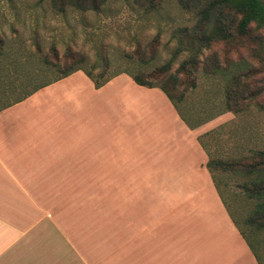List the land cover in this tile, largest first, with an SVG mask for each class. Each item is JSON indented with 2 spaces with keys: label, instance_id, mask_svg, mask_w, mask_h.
Instances as JSON below:
<instances>
[{
  "label": "crops",
  "instance_id": "obj_1",
  "mask_svg": "<svg viewBox=\"0 0 264 264\" xmlns=\"http://www.w3.org/2000/svg\"><path fill=\"white\" fill-rule=\"evenodd\" d=\"M194 133L124 74L0 107V264H257Z\"/></svg>",
  "mask_w": 264,
  "mask_h": 264
},
{
  "label": "rangeland",
  "instance_id": "obj_2",
  "mask_svg": "<svg viewBox=\"0 0 264 264\" xmlns=\"http://www.w3.org/2000/svg\"><path fill=\"white\" fill-rule=\"evenodd\" d=\"M217 2L198 0L187 10L177 0H107L98 12L67 10L59 14L51 0H0V107L53 82L69 67L71 53L83 56L82 67L94 76L126 72L146 81L176 77L178 93H184L180 107L187 118L199 123L194 135L203 137L210 157L227 162L263 149L264 113L255 105L264 102V27L253 23L245 36L212 43L201 50L195 73L179 71L188 56L182 51L184 34L198 26L202 17L210 14L209 27L219 16L229 26L239 21L227 5L219 12L213 10ZM211 69L239 75L240 85L234 90L238 95L244 91L237 98L240 112L226 111L223 76ZM215 175L242 228L241 214L248 209L240 200V177L219 171ZM261 238L257 235L256 240Z\"/></svg>",
  "mask_w": 264,
  "mask_h": 264
},
{
  "label": "trees",
  "instance_id": "obj_3",
  "mask_svg": "<svg viewBox=\"0 0 264 264\" xmlns=\"http://www.w3.org/2000/svg\"><path fill=\"white\" fill-rule=\"evenodd\" d=\"M177 1L183 4V7L187 10L191 4L196 6L195 3L198 2V0H188L187 2L189 3L184 4L185 0ZM106 2L107 0H51V6L55 12L59 14H64L67 10L76 12H98ZM224 5L229 6L234 13L240 17L239 21L233 22L232 26H229L227 24L228 21L226 22L225 18L219 16L216 18L213 26L209 27V25H211L208 21V16L210 14L207 13L201 18V23L193 28L189 33H187L188 31L185 29L184 32L187 33L186 35L184 34L186 42L182 51H185L188 56L187 59L180 65L179 71L187 75L195 73L199 64L198 56L200 55L201 50L207 48L212 43L226 40L231 41L233 40V36H245L249 26L253 23L258 27H264V0H219V2L214 4L213 10L219 12ZM232 28L234 31H231L233 30ZM233 32L235 34H233ZM1 44L2 41L0 39V45ZM84 62L85 58L83 56L76 57L69 53V67L62 71L61 75L53 82L70 76L75 72L82 71L93 83L94 88L99 89L114 77L126 74L136 85L140 87L159 89L167 97L181 121H183L190 130H194L200 126L199 123H193V121L187 118L180 107L184 101V93H178V80L176 77L169 75L168 78L165 79L166 81H162V79L158 81L156 78L146 81L141 78V75L133 73L128 74L126 72H119L106 77L102 72L94 76L91 71L82 67ZM52 67H57V65L52 64ZM210 72H217L223 76L226 91L224 108L226 111L234 113L240 112L237 105V98H240L244 91L240 93L241 95H238L237 92L239 91L234 90L235 87L240 85L238 79L239 75L231 72L230 76L225 71H219V69H217V71L211 69ZM46 85L35 88L27 96ZM194 87L195 83L193 82L191 84V89ZM22 99L23 98L18 99L13 103ZM11 104L12 103H9L5 106H9ZM255 106L259 111L264 113V102L256 103ZM205 136H209V134H206ZM202 138V136L198 137L197 142L208 156L206 168L211 174V178L219 198L226 208L231 221L250 249L257 264H264V262L261 261V257L264 256V148L260 150H250L246 154L241 155L239 158H231L225 162L210 157L205 144L202 142ZM217 171L221 173L231 172L240 177L238 185L242 196L240 200L247 206L248 209L246 214H241L242 228L229 210L228 204L221 193V189L219 188L215 175ZM257 235L262 236V238L260 240H256Z\"/></svg>",
  "mask_w": 264,
  "mask_h": 264
}]
</instances>
